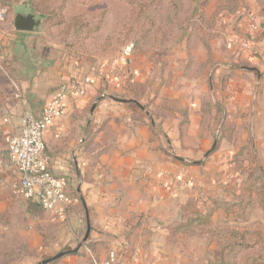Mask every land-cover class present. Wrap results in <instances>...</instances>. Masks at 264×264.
Masks as SVG:
<instances>
[{
  "label": "crops",
  "instance_id": "crops-1",
  "mask_svg": "<svg viewBox=\"0 0 264 264\" xmlns=\"http://www.w3.org/2000/svg\"><path fill=\"white\" fill-rule=\"evenodd\" d=\"M246 5L232 20L223 17L238 31L247 29L253 14L264 32V17H259L255 0H246ZM232 38L226 36V51L240 65L223 94L219 73L215 74L217 98L226 100L231 88L233 100L255 105L264 97V40L252 45L256 51L251 52ZM0 40V70L6 75L0 77V257L13 255L10 249L16 247L14 255L20 256L0 258V264L48 259L49 264H105L113 253L114 264H193L200 254L184 251L187 245L179 247L173 227L199 209L207 200L206 189L216 180L211 175L212 184H205L201 175L202 168L209 171L204 162L212 148L205 128L215 118L203 106L209 94L207 71L201 79L192 71L187 76L179 73L178 81L166 90L174 96L167 102L161 96L158 102L172 106L176 115L154 128L150 113L139 106L143 102L122 96V87L111 89L115 96L101 94L98 76H93L84 97L66 95L64 111L49 125L44 140L50 170L68 180L70 193L77 184L82 208L74 206L67 221L59 222L13 189L19 174L9 162L5 138L21 131L23 107L14 98L15 84L28 108L41 117L62 86L77 84L98 69V58H80L40 32H5ZM131 71L130 87L149 83V66L134 64ZM168 144L173 147L170 155ZM212 157L217 161V154ZM191 162L201 165L190 166ZM170 176L176 184L167 191L164 185ZM88 221L91 232L83 242Z\"/></svg>",
  "mask_w": 264,
  "mask_h": 264
},
{
  "label": "rangeland",
  "instance_id": "rangeland-1",
  "mask_svg": "<svg viewBox=\"0 0 264 264\" xmlns=\"http://www.w3.org/2000/svg\"><path fill=\"white\" fill-rule=\"evenodd\" d=\"M23 1L0 0V11L5 12L0 19V35L14 31L11 23L13 7ZM57 1L55 7L60 14L57 22H71L72 25L81 22V27L87 26L84 30L86 39H89L85 43L87 51H84L83 58H98V69L90 70L89 77L95 80L94 77L98 76L99 92L115 96L112 88H124L126 93L122 96L143 102L146 112L151 115L152 128L159 121L176 115L172 106L158 102L161 96L165 102L174 96L166 90L178 81L179 73L185 72L187 76L192 71L195 79H201L207 71L209 94L203 100V106L206 111L213 112L215 118L211 120V128H205L207 134L204 137L211 140L212 148L204 160L209 171L202 168L201 175L205 184H212L211 175H215L216 180L205 191L207 200L204 199L199 209L196 208L185 220L196 219L197 223L189 222L192 225L185 223L184 226L176 223L173 238L179 247L187 245L184 251L200 254L193 264H251L252 259L260 255L264 262V209L258 201L264 189L260 172L264 171V97L255 105H241L233 100L231 88L226 101L217 98L214 87L215 74L219 73V88L222 94L225 93L224 86L233 79L240 65L226 51V36L232 35L234 43L242 44L240 48L251 52L256 51L253 46L257 41L264 40L258 22L259 31L250 33V24L247 29L243 26L244 29L237 31V26H230L223 17L230 16L232 20L238 11L247 8L246 0ZM255 4L259 17L263 18L264 1L255 0ZM42 18L45 25L46 18ZM229 26L226 32L225 27ZM62 28L52 27L50 30ZM43 31L44 26L40 33L45 37L47 34ZM70 40H74L73 35ZM127 43H133L135 48L126 59L123 49ZM134 64L140 68L149 66V83L145 86H129L127 80H130ZM255 74L257 80L259 74ZM179 137L181 140L183 135ZM166 146L164 149L168 155L173 153V147ZM214 154H217V161L212 157ZM199 164L191 162L189 165L196 167ZM76 185L73 183V191L69 193L79 199L76 208H82L81 199L76 196ZM210 212H213L211 218L203 219L199 225L200 215ZM10 251L17 252V247ZM14 253L0 258L6 261L12 257L19 259L20 256Z\"/></svg>",
  "mask_w": 264,
  "mask_h": 264
},
{
  "label": "built area",
  "instance_id": "built-area-1",
  "mask_svg": "<svg viewBox=\"0 0 264 264\" xmlns=\"http://www.w3.org/2000/svg\"><path fill=\"white\" fill-rule=\"evenodd\" d=\"M4 15L5 12L0 11V19ZM248 18L250 33H257L259 28L256 17L250 14ZM134 48L133 43H127L123 56L129 58ZM92 82V78L86 76L77 84L62 86L54 99L46 104L41 117L35 116L28 108L20 87L15 84L14 98L23 107L21 131L18 135L5 138L9 162L19 174L13 189L16 194L49 213L55 221L66 222L70 210L79 203V199L70 196L68 180L50 170L44 134L49 125L62 115L66 95L74 93L77 97H84ZM175 184L176 181L170 176L164 187L171 191ZM116 260L117 256L113 253L105 264H114Z\"/></svg>",
  "mask_w": 264,
  "mask_h": 264
},
{
  "label": "trees",
  "instance_id": "trees-1",
  "mask_svg": "<svg viewBox=\"0 0 264 264\" xmlns=\"http://www.w3.org/2000/svg\"><path fill=\"white\" fill-rule=\"evenodd\" d=\"M22 0H15L16 3L20 2ZM30 4L33 8L34 11H36L37 13H39L42 17L46 18V23L44 25V33H46L47 35H45L46 39L50 42H54L57 44H60L62 46H64L67 50H69L71 53L77 55L80 58H83L85 55L84 51H87V46L85 45L86 41L89 39H86L87 37V32L84 30L86 27H81V22H78V24L72 25L71 22H57V19L60 18L59 17V13L55 7V4L58 3L57 0H29ZM262 1V0H261ZM264 1V0H263ZM143 7V6H141ZM140 12L143 13V11L140 9ZM80 20V19H78ZM65 23V24H64ZM67 27L68 29H65L64 26ZM52 27H63L61 30L59 31H52L50 30ZM73 28V29H72ZM72 29V30H70ZM73 31V32H72ZM71 35L74 36V40H70ZM52 40H50V39ZM0 77L1 78H5V72L0 70ZM140 108L142 110L145 111V106L140 104L139 105ZM263 178H264V171H260ZM262 197H260L258 199L259 203L262 205L263 209H264V189L262 191ZM213 215V212L210 213H206V214H202L200 215L199 219V225H201L203 219L205 218H211V216ZM189 222H196V219H192L190 221H186L183 222V226L184 224H189L192 225ZM197 223V222H196ZM197 225V224H196ZM195 225V226H196ZM203 234L208 235L206 232H204ZM215 233H213L214 235ZM218 234V233H216ZM238 237H242L241 234H237ZM260 258H262V255L252 259L251 264H264V262H262L260 260Z\"/></svg>",
  "mask_w": 264,
  "mask_h": 264
},
{
  "label": "water",
  "instance_id": "water-1",
  "mask_svg": "<svg viewBox=\"0 0 264 264\" xmlns=\"http://www.w3.org/2000/svg\"><path fill=\"white\" fill-rule=\"evenodd\" d=\"M14 10L12 13V27L16 32H23V33H37L40 32L44 26V19L36 13L28 0H24L20 4L14 5ZM216 144L214 145L213 151L215 149ZM209 155V153L207 154ZM87 232L83 239V242H86L90 236L91 232V225L88 221L87 223ZM52 260H44L39 264H49Z\"/></svg>",
  "mask_w": 264,
  "mask_h": 264
}]
</instances>
